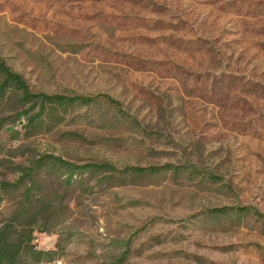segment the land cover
Segmentation results:
<instances>
[{
  "label": "rangeland",
  "instance_id": "1",
  "mask_svg": "<svg viewBox=\"0 0 264 264\" xmlns=\"http://www.w3.org/2000/svg\"><path fill=\"white\" fill-rule=\"evenodd\" d=\"M0 60L92 99L0 108L18 264H264V0H0Z\"/></svg>",
  "mask_w": 264,
  "mask_h": 264
},
{
  "label": "trees",
  "instance_id": "2",
  "mask_svg": "<svg viewBox=\"0 0 264 264\" xmlns=\"http://www.w3.org/2000/svg\"><path fill=\"white\" fill-rule=\"evenodd\" d=\"M91 102L92 99L83 96L34 92L20 73L0 60V108L11 105L19 118L22 116L25 118L27 127L35 131L43 130L58 110L67 112L71 108L89 106ZM172 168V165H168L166 170ZM23 175L28 176V173L25 172ZM44 208L45 205L35 207L25 204L19 217H36ZM33 231L34 228L29 234L31 235ZM27 240L24 234L15 231L13 226L0 227V264H18L21 254L28 251Z\"/></svg>",
  "mask_w": 264,
  "mask_h": 264
}]
</instances>
